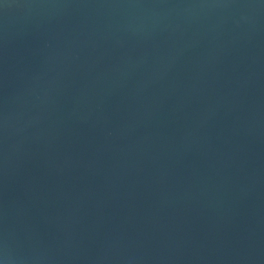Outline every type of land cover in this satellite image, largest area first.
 Segmentation results:
<instances>
[{
	"label": "water",
	"instance_id": "obj_1",
	"mask_svg": "<svg viewBox=\"0 0 264 264\" xmlns=\"http://www.w3.org/2000/svg\"><path fill=\"white\" fill-rule=\"evenodd\" d=\"M0 264H264V0H0Z\"/></svg>",
	"mask_w": 264,
	"mask_h": 264
}]
</instances>
